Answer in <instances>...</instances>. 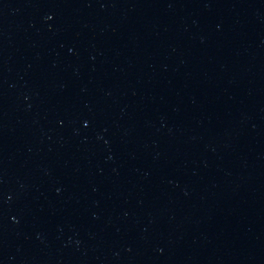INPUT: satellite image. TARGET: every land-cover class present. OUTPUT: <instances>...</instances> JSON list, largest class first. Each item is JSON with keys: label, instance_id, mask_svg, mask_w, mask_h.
<instances>
[{"label": "water", "instance_id": "1", "mask_svg": "<svg viewBox=\"0 0 264 264\" xmlns=\"http://www.w3.org/2000/svg\"><path fill=\"white\" fill-rule=\"evenodd\" d=\"M0 264H264V0H0Z\"/></svg>", "mask_w": 264, "mask_h": 264}]
</instances>
